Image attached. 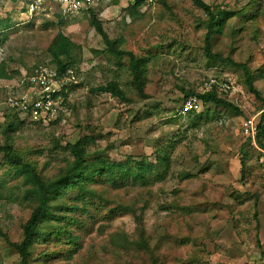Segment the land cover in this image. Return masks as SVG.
<instances>
[{"label": "rangeland", "instance_id": "374dc122", "mask_svg": "<svg viewBox=\"0 0 264 264\" xmlns=\"http://www.w3.org/2000/svg\"><path fill=\"white\" fill-rule=\"evenodd\" d=\"M29 1L0 0V61L11 76L0 79V147L12 146L45 180L71 160L66 145L84 135L93 138L88 151L113 161H154L160 151L171 159L164 180L96 184L85 209L68 198L78 209L65 211L60 223L76 245L64 234L40 241L31 264H264L258 150L264 148L250 144L241 128L251 112L264 125V0H203L230 15L222 32L211 36V51L244 63L260 98L246 90L240 67L206 57L208 17L192 0H99L66 18L54 8L29 13ZM92 13L111 44L147 59L144 97L131 84L128 57L108 52L91 25ZM59 31L80 47L73 67L78 84L68 93L67 110L53 124L24 122L7 136L4 116L13 110L6 100L20 91L23 72L49 62L47 49ZM210 77L231 85L220 96L239 112L202 103L199 111L179 115L181 103ZM109 82L118 84L124 100L95 90ZM8 169L0 152V264H19L5 237L22 239L32 202L24 197L22 178ZM119 206L132 212L120 213Z\"/></svg>", "mask_w": 264, "mask_h": 264}, {"label": "trees", "instance_id": "16d2710c", "mask_svg": "<svg viewBox=\"0 0 264 264\" xmlns=\"http://www.w3.org/2000/svg\"><path fill=\"white\" fill-rule=\"evenodd\" d=\"M141 1L144 0H137L136 3H141ZM192 3L201 8L208 17L207 32L204 38V54L206 57L212 61H220L240 67L243 71L246 90L255 97L260 98V92L254 84V76L244 63H237L228 57L223 58L211 51V36L214 33L222 32L230 16L229 13L224 10L215 11L203 0H192ZM54 10V13L60 16L57 8H54ZM91 25L101 35L109 53L117 58L124 57V55L128 57L131 84L136 93L144 97L143 87L147 59L144 56H136L132 52L119 49L118 45H114L115 42L111 44L107 33L103 29L102 22L98 20L94 13L91 14ZM79 49V45H76L68 36L59 31L48 46L47 51L50 60L45 65L53 66L58 71L73 68L80 62V59L79 62L74 59V52ZM0 79H11L4 61H0ZM95 90L110 93L124 100V92L116 82L100 85ZM191 94H187L186 97ZM197 96L201 101V106L202 103L205 105L213 104L239 112V107L233 105L225 96L218 95L214 90L205 94H198ZM65 103L66 107H68L67 101ZM189 113L191 112L187 114ZM201 116L202 112L193 115L196 118H200ZM59 118L60 116L53 122H50V124L55 123ZM4 121L3 133L7 136L25 122L19 118L15 111L11 114H5ZM247 140L251 144L250 139L247 138ZM92 141L93 138L91 136L84 135L79 137L74 143L67 144L66 148L69 150L72 158L50 180L43 179L37 173L33 164L23 160L9 144L0 147L3 159L9 166L8 171L22 178V185L25 187L24 197L32 202L30 215L21 226L22 239L18 242H11L5 237L7 244L17 253L19 264H31L32 248L40 241H46L53 237L58 239L64 234L68 242L76 245L75 237L69 233L67 234L60 223V219L63 217L65 211L78 209L75 203H67L68 198L73 197L78 199L82 203V208L85 209L88 199L97 194L94 189L96 184L106 182L115 186H121L127 182H131L133 185H147L153 183V181H161L166 178L171 162L167 152L160 151L154 161L141 158V160L129 159L117 162L110 160L102 153L88 151L87 148ZM263 141L264 125L259 122L255 142L264 148ZM117 210L120 213L132 212L129 206H119ZM113 211L111 210V213L115 215ZM0 234L2 235L1 231Z\"/></svg>", "mask_w": 264, "mask_h": 264}, {"label": "built area", "instance_id": "2783aa9c", "mask_svg": "<svg viewBox=\"0 0 264 264\" xmlns=\"http://www.w3.org/2000/svg\"><path fill=\"white\" fill-rule=\"evenodd\" d=\"M99 0H30L27 4L29 13H38L45 8L57 12L66 17H74L80 13L88 12ZM152 3L154 0H144ZM78 84V75L73 68L58 71L53 66L42 65L31 72H23L19 80L20 91L15 96L6 100L7 107L15 111L19 118L25 122L34 124H50L66 112L68 93L73 86ZM231 85L214 77L204 80L198 94L215 91L218 95L228 93ZM243 94L242 91H240ZM201 101L197 95L186 98L179 107V114L185 115L191 111H199ZM258 114L249 113L242 122V133L249 138L251 144H255V136L258 131ZM261 153L260 163L264 171V150Z\"/></svg>", "mask_w": 264, "mask_h": 264}, {"label": "crops", "instance_id": "0c3cea01", "mask_svg": "<svg viewBox=\"0 0 264 264\" xmlns=\"http://www.w3.org/2000/svg\"><path fill=\"white\" fill-rule=\"evenodd\" d=\"M180 107V106H179ZM191 112H194V111H191ZM178 114H179V108H178ZM179 115H181V114H179ZM186 115V114H185ZM184 116V115H183Z\"/></svg>", "mask_w": 264, "mask_h": 264}]
</instances>
